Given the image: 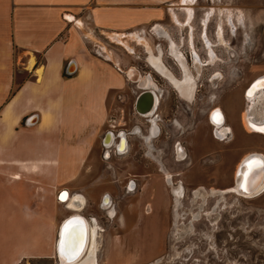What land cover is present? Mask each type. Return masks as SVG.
<instances>
[{"label": "crops", "instance_id": "1", "mask_svg": "<svg viewBox=\"0 0 264 264\" xmlns=\"http://www.w3.org/2000/svg\"><path fill=\"white\" fill-rule=\"evenodd\" d=\"M179 1L0 0V264L57 258L62 207L71 209L59 197L63 188L84 195L90 219L106 228L99 231L100 243L116 245L107 264H120V247L149 235L151 217H141L147 198L119 201L122 172L99 165L94 155L110 123V98H121L135 83L127 72L134 66L130 55L109 47L103 37L148 26L152 36H161L156 26L173 27L170 5ZM72 60L76 68L69 73ZM33 113L38 119L29 124ZM251 115L264 120V93L253 100ZM243 123L249 133L264 135ZM104 192L126 204L129 229L102 220Z\"/></svg>", "mask_w": 264, "mask_h": 264}, {"label": "rangeland", "instance_id": "2", "mask_svg": "<svg viewBox=\"0 0 264 264\" xmlns=\"http://www.w3.org/2000/svg\"><path fill=\"white\" fill-rule=\"evenodd\" d=\"M180 1L170 5V8L175 7L178 17L184 21L188 13L179 8L182 6L179 4ZM190 6L194 7L193 29L184 25L185 33L182 31L183 33L180 35L179 29H183L173 19L172 34L170 26L162 25L169 30L173 37L185 40L182 48L180 42L174 37L188 58L193 74L196 73L192 59L195 51L201 55L203 60L208 58L203 40L204 31L202 30V17L208 7H230L234 9L235 13L242 9L246 16V27L240 25L236 18L237 15L235 16L238 22L237 28L233 29L224 16L221 15L220 18L219 13H215L210 21L208 33L213 40L217 39L216 32L219 22H223V32L231 44L232 50L228 53L225 45H216L215 50L222 59H218L215 65L204 66L197 86L196 97L191 100L182 98L163 73L155 72L158 83L164 92L161 94L162 96L160 95L161 102L158 109L161 116L162 133L154 143L158 148L157 154L172 175V181L176 185L169 184L165 173L160 169L161 165L146 154V142L139 134H131V146L128 152L122 155L114 154L107 160L101 156V145L99 144L95 148L94 155L97 157L99 165L102 166L107 161L106 165H111L109 167L111 170L116 167L121 169L123 173L120 183H126L129 176L133 177V173H136L140 177L138 179L140 190L148 181H151L150 185L155 189L157 212L149 220L150 237L147 241L139 242L135 239L134 244L127 242L123 246L120 245L121 253L118 256H122V260H119V263L264 264V191L251 197H244L235 192L223 194L212 192V189H226L235 183L236 168L246 153L251 151L264 153V135L249 133L242 117L248 105L246 88L253 79L264 75V0H219L217 2L194 0ZM157 24L154 25V31ZM144 29L143 34L146 41L155 51L158 47L156 42H162L166 47H162L166 64L176 76L182 77L181 69L179 75V65L177 66L176 60L171 58V45L167 49V42L164 38L159 35L152 36L150 26ZM191 31L194 35L193 47L189 42ZM247 32L248 37L245 42ZM134 38V40L128 38L129 44L134 47L133 52L111 38L110 40L104 36L103 40L108 42L109 47L130 55L134 66L129 67L127 72L136 65L143 73L144 71L141 70L151 69L152 64L148 60L150 54L146 46L140 44L137 37ZM103 46L106 47L104 44ZM107 55H111V52L108 51ZM215 71H222L225 77L214 85L210 78ZM135 75V73L132 76L129 75V78L132 81L136 80ZM139 89L136 83H131L124 96L120 98L114 94L110 98V122L115 121L118 128L125 120L126 127L130 128L139 121L143 124L144 131L147 127L149 129V121L145 117L139 116L137 112L135 114L134 102ZM217 107H221L225 111L226 123L232 128L231 132L233 131L229 132L223 140L214 138L211 134V129H215L211 123V115ZM255 116L260 117L258 114ZM174 118L179 121L180 125L173 124ZM200 138L204 141L206 139V141L202 142ZM175 140H181L182 144L188 147L187 159L178 160L175 147L180 141L175 142L176 160L174 159L172 144ZM182 180L186 193L176 200L177 195L174 188ZM104 182L108 184L110 180H103L102 183ZM201 186L205 189L201 195L196 196V189ZM79 195L84 198L85 203L84 195L71 194L72 197L77 196L76 198ZM138 196L139 194L133 195V197ZM99 201L105 204L101 198ZM83 205H77L79 210L76 211L89 217L91 213L87 206L83 207ZM73 211L75 210L62 207L61 220H65L67 215ZM131 224L127 218V224L123 227L129 229ZM38 246L40 249L46 248V244L42 247V243H39ZM111 247H116V245L101 244L98 254L99 264L108 263L107 256ZM20 264H59V262L56 258L51 257H31L23 260Z\"/></svg>", "mask_w": 264, "mask_h": 264}, {"label": "bare ground", "instance_id": "3", "mask_svg": "<svg viewBox=\"0 0 264 264\" xmlns=\"http://www.w3.org/2000/svg\"><path fill=\"white\" fill-rule=\"evenodd\" d=\"M217 1L219 0H214V2H217ZM193 3H194V0H181L180 1L179 4H181L182 6L179 8L185 9L189 12L188 14L189 17L185 19L184 21H181L180 17H178V12L175 7L170 8L174 20L182 28L184 25H188L191 27V29H193L192 19L194 18V7L190 6V4H193ZM216 12L219 13L220 18L224 16L226 20H228L231 27H233V29L237 28L238 22L240 23V25L246 27V16L244 12L242 11V9H239L238 12L235 13L234 9L230 7H224V8L216 7V6L208 7L205 10L204 15L202 17V30L204 31L203 40H204V44L206 45L207 52L210 55L209 58H207V61L205 62L203 61L204 66L215 65L217 64L218 59H222L220 58L217 51L215 50L216 45H221V44L225 45L226 49L228 50L227 51L228 53L231 50V44L229 43L225 33L223 32L224 30L223 22H219L218 30L216 32L217 39L213 40L210 37V34L208 33L210 21ZM236 15H237L236 18H238L237 19L238 22L236 21V18H235ZM77 22L84 30H86L80 21H77ZM156 29L158 30L159 33H163V32L167 33V28L161 26L160 24L156 26ZM86 33L88 32L86 31ZM108 35L110 36V38H112V40H115L119 44L124 45L126 49H128L130 52L134 51L133 47L129 44L128 38L124 39V37L130 36L129 38H132L133 40L135 39L134 37H137L138 42L140 44L141 43L144 44L147 50L151 52L153 56L151 57V59L155 65L154 67L156 68V70L159 71V73L162 71L161 74L163 73L165 75L170 76L172 78V83L174 87L178 88L179 92L185 99L191 100L194 98V93L192 92L189 80L187 81L186 79L181 80L177 78L172 73V71L168 69V67H166L167 64L164 58L163 60L161 59L162 58L161 56L163 54L162 49L159 47L160 48L159 55L158 53L154 52L153 47L148 43V41H146V37L142 32L137 31V32L128 33V34L118 33V32H109ZM193 36H194L193 32H191V35L189 38L190 39L189 42L192 45L191 47L194 46ZM247 37H248V32H247V35L245 36V40H244L245 42H247ZM171 50L174 51L173 46ZM195 60L198 61V59H195ZM180 61L181 60H179V63L183 64V62H180ZM184 70L185 72L188 73V77H189V72L187 68H184ZM199 72H201V69H199ZM128 74L130 76L134 74L133 68L128 71ZM215 77L218 79H223L224 76L221 71H218ZM149 78H150L149 75L139 77V85H138L142 91H144L143 89L150 90V94L153 95L152 106L146 112H141L138 109H136L140 115L143 114L145 116L149 115V111L153 108L154 104H156L158 100V95L156 91L159 92L157 84L154 85L152 83L153 81L150 84L148 83V80L150 82ZM151 86H153L154 89L150 88ZM262 87L263 86H258L254 90V92H252L254 94H250V95L254 96L255 98L259 94H263L264 88ZM223 117L224 115L221 116L220 122H223ZM243 119L248 128H250L253 131H258L259 133H264V131H261V129H264V122H258L252 118H249L247 111L243 113ZM155 120L156 119L154 118L153 121ZM175 124H180V123L176 121ZM149 138H150L149 136L145 137L147 142H149ZM176 153H177L178 160H185L187 157L186 151L181 142H179L176 146ZM167 178H168L169 184L174 185V181H172V175H170L169 172H167ZM204 189L205 187L203 186L196 189V192H195L196 196L201 195ZM174 191H175V188H174ZM215 191H219L220 194L227 193V192H235L239 195L246 196V197L256 196L262 193L264 191V154L261 152H252L248 154L247 156H245L239 164L237 174H236L235 184L226 189H212V192H215ZM175 193L177 195L176 200H179L184 195V184H181L180 182H178ZM63 196H64L63 198L65 199V201H67L71 209L79 210L76 207L78 204L75 201L77 199L76 198L77 196L72 197L67 191L64 192ZM108 196L109 195H107V197ZM75 214L76 215L68 216L63 221L62 224L63 225L66 224L64 228L62 227V224L60 226V236L56 244L58 262L59 264H99L98 254H99L101 243L98 240L99 238H97V235L99 234V230L102 228L99 227L95 222H92V220L89 217L85 215L83 216L82 213L77 212ZM93 219L96 221L94 217ZM69 259L71 261H68Z\"/></svg>", "mask_w": 264, "mask_h": 264}, {"label": "flooded vegetation", "instance_id": "4", "mask_svg": "<svg viewBox=\"0 0 264 264\" xmlns=\"http://www.w3.org/2000/svg\"><path fill=\"white\" fill-rule=\"evenodd\" d=\"M170 20L171 22L174 21L173 18H172V15L170 14ZM173 24V23H172ZM176 24V23H175ZM155 25V24H154ZM171 33L173 34L172 30L170 29ZM185 33L184 29L183 30H180L179 29V34L181 35L183 32ZM143 33V31H142ZM162 34L161 37L164 38L167 42V49L170 48V45H171V48H170V53H171V58H174L173 60L175 61L176 65L178 66L179 68V75H180V69L182 71V77H178L176 76V74L172 71V69L166 65V67H168V69H170L172 71V73L179 79H186L187 81L189 80V83L191 85V89H192V92L194 93V98L196 97V94H197V86L199 84V80H200V75L202 74L203 72V68H204V65H203V61H207V59L203 60L201 55L195 51V54L192 55V59L194 61V67L196 69V73L193 74L192 73V67H191V64L190 62L188 61V58L184 55V52L181 50L180 48V45L175 41L174 37L170 34V32L168 31L167 29V33H160ZM158 36V34H156ZM176 38V37H175ZM177 39V38H176ZM177 41L180 42L181 44V47L182 45L185 43V40L183 39H180ZM232 43V42H231ZM158 45L156 51L153 50L154 52L160 53V48L162 49L163 51V54H164V50L162 47H165L162 42H156V46ZM188 45H190V43H188ZM172 46L174 47V51H172ZM160 47V48H159ZM166 48V47H165ZM164 48V49H165ZM178 48V49H177ZM183 48V47H182ZM205 48H206V45H205ZM166 49V50H167ZM207 49V48H206ZM231 50H232V47H231ZM149 52V51H148ZM149 57H148V60L150 61V63L152 64L151 69L150 70H141V71H144L143 73H141L136 66L133 68L134 70V73L136 74L134 77H136V80L133 79V81L136 83L137 87L140 88L138 85H139V77L141 76H146V75H149L150 76V82L148 80V83L150 84L152 81V83L154 85L157 84V87L159 89V92H157V95H158V100L156 102V104H154L153 108L149 111V115L148 116H145L143 114H139L138 111L136 110V107H135V104H136V99L138 97V94L140 92H142L141 89L138 90L136 96H135V102H134V109H135V114L136 112L138 113L139 116H142V117H145L148 121H149V129L147 131V129L144 131L143 130V124L140 123L139 121L135 122L130 128L129 127H126L125 124H126V121L124 120V123L122 124L121 127H117V124L114 122H110L107 126V128L105 129L104 133L102 134L101 136V140H100V145L102 147V158L104 160H107L108 158L112 157V155H122V154H125L126 152H128L130 150V146H131V134H139L146 142V150H147V155L148 156H151L153 159H155L157 161V163H159L161 165V171H163L167 177V172L168 170L165 168L162 160L160 159L159 155L157 154L158 152V148L157 146L155 145L154 141L155 139L162 133V125L160 124V120H161V116H160V112H159V105H160V102H161V94H163L164 92V89L162 88V86H160V84L158 83V80H157V76L155 75V72H158L156 70V68L154 67V63L151 59L152 54L151 52H149ZM163 54H162V60H163ZM208 54V58H209V53L207 52ZM169 55V53H168ZM165 58V57H164ZM195 59H198V61H196ZM179 60H181L180 62H183V64L179 63ZM147 61V60H146ZM148 63V62H147ZM150 65V64H149ZM211 66V65H210ZM184 68H187L188 72H189V77H188V73L185 72ZM199 69H201V72H199ZM137 72V73H136ZM139 72V73H138ZM162 72V71H161ZM218 71H215L213 72V74L211 75V78H210V81L215 85L219 80L221 79H218L216 78V73ZM222 72V71H221ZM160 74V73H159ZM133 75V74H132ZM165 75V74H164ZM163 76V75H162ZM224 76V74H223ZM258 76V75H257ZM133 77V78H134ZM165 77L167 78V80H169V82L173 85L172 83V78L168 75H165ZM225 77V76H224ZM223 77V79H224ZM189 78V79H188ZM254 78V77H253ZM251 80V79H250ZM261 82H264V75H261L255 79H253L250 84L248 85V87L246 88L245 90V94H246V99H248V105L246 107V111L248 112V116L249 118H252V119H255L252 115H251V105L253 100L255 98H257L258 96H256L254 98V96L250 95V94H254L252 92H254V90L258 87V86H262L261 85ZM256 86V87H255ZM255 87V88H254ZM150 88H153V86H151ZM175 88V87H174ZM254 88V89H253ZM264 88V86L262 87ZM178 93L180 94V96L182 98H184L181 93L179 92L178 88H175ZM261 89V88H260ZM145 90V89H143ZM175 90V91H176ZM259 90V89H258ZM162 91V92H161ZM177 93V94H178ZM161 95V96H160ZM211 96V95H210ZM185 99V98H184ZM187 100V99H186ZM213 109V108H212ZM211 109V110H212ZM223 112V109L221 107H217L215 110H213L212 112V115H211V118H212V122L210 120L211 123H213L214 125V128L215 129H211V134L214 138H218L220 140H223L227 137V134L229 133V131L227 130V126H226V113L222 114ZM209 114H210V111H209ZM223 122H220V119H221V116H223ZM156 119L155 121H153V119ZM176 118H174L172 121H173V124L174 123V120ZM178 121L177 119L175 120V122ZM255 121H258V122H264L263 121H260V120H256ZM179 122V121H178ZM140 123V124H139ZM210 123V124H211ZM148 124V125H149ZM183 124V123H182ZM176 125H180V124H176ZM212 125V124H211ZM212 125V126H213ZM110 126V127H109ZM183 128L185 130V127L183 125ZM221 128V130H220ZM224 128V129H222ZM215 130H216V134H215ZM258 132V131H257ZM217 135V136H216ZM231 135V134H230ZM146 136H149V142L146 141L145 137ZM200 140L202 142H205L204 139L202 140V138H200ZM231 140V139H230ZM180 141L181 143H183L181 140H175L174 143L172 144V150L174 152V159H175V151H174V146L175 144ZM176 142V143H175ZM179 143V142H178ZM185 151H186V154H187V157L189 155L188 153V147L185 145V144H182ZM177 146V145H176ZM164 148V147H163ZM162 148V149H163ZM176 148V147H175ZM165 152H166V149H165ZM190 152V151H189ZM157 156V157H156ZM186 157V159H187ZM164 158V156H163ZM176 160V159H175ZM104 164V163H103ZM106 164H107V161H106ZM104 164V165H106ZM107 166V165H106ZM111 165H109L108 167H110ZM116 170L118 171H121V169H117L116 167ZM124 170V169H123ZM122 172V171H121ZM173 172V171H172ZM178 172V171H176ZM174 172V173H176ZM123 173V172H122ZM170 174V173H169ZM171 175V174H170ZM140 177L138 176V174L136 173H133V177L129 176L128 180L126 181V183H118L117 184V196H118V199L119 201L121 200H125V199H128V197L130 196H133L134 194H139L138 197H141V199H145L147 198V201H146V204L144 205V208L142 210V214H141V217L144 218L145 216H150L152 217V215L154 216L157 212V207L156 205L152 204L151 201L152 200H155V189L153 188L152 185H150L151 181L147 182L145 184V186L142 188V190L139 189V179ZM168 179V178H167ZM118 180V179H116ZM120 181V180H118ZM183 181V180H182ZM181 184H184V181L183 182H180ZM174 185H176L174 183ZM176 187L175 186V191H176ZM202 187V186H201ZM194 190V189H193ZM207 190V189H206ZM173 191V190H172ZM209 192V191H208ZM215 192H218L220 193L219 191H215ZM184 193L185 192V185H184ZM70 194V193H69ZM166 194V193H165ZM71 195V194H70ZM107 195H109L107 197ZM242 196V195H241ZM82 196H78V199L80 200V202H77L78 205L82 206L84 204V198L82 199L81 198ZM107 197V198H106ZM245 197V196H244ZM149 198V199H148ZM102 201L105 202L104 203H101V207L103 209V212L105 213L104 215H102V220L104 222H110L112 223L113 221L117 220L119 222V224L121 225L122 228H124L123 226L127 224V211H125V205L122 204V203H116L115 200L113 199L112 195L108 192H104L103 195H102V198H101ZM107 202V203H106ZM109 202V203H108ZM111 215V216H110ZM92 222H95L98 226L99 224L93 219V217L91 218ZM101 227V226H99ZM103 230L106 229V228H102ZM125 229V228H124ZM60 236V235H59ZM98 236V235H97ZM144 236V237H143ZM143 239L144 241L148 240L149 237H150V233L149 235L146 237L145 235H143ZM141 237V238H142ZM98 238V237H97ZM59 239V238H58ZM142 239V240H143ZM148 255V254H146ZM155 255V254H153ZM152 255V256H153ZM150 256V255H149ZM56 260H58V255H57V258Z\"/></svg>", "mask_w": 264, "mask_h": 264}, {"label": "water", "instance_id": "5", "mask_svg": "<svg viewBox=\"0 0 264 264\" xmlns=\"http://www.w3.org/2000/svg\"><path fill=\"white\" fill-rule=\"evenodd\" d=\"M75 68H76L75 61L74 60L70 61L69 65H68V72L69 73L74 72ZM150 95H151L150 90H144V91L140 92L138 94L137 99H136V104H135L136 109H138L141 112H146L152 106V103H153V95H151V96ZM37 119H38V114L33 113L27 117L26 122L31 124V123L36 122ZM66 191L68 192V190L66 188H63L61 190L60 195H59L61 200L64 199L63 194ZM72 215H76V214L74 213ZM65 225L66 224H64V225L62 224V227L64 228ZM68 261H71V260L69 259Z\"/></svg>", "mask_w": 264, "mask_h": 264}, {"label": "snow or ice", "instance_id": "6", "mask_svg": "<svg viewBox=\"0 0 264 264\" xmlns=\"http://www.w3.org/2000/svg\"><path fill=\"white\" fill-rule=\"evenodd\" d=\"M261 85L264 86V82H261ZM261 131H264V129H261Z\"/></svg>", "mask_w": 264, "mask_h": 264}]
</instances>
